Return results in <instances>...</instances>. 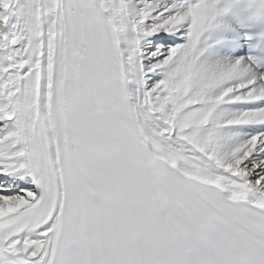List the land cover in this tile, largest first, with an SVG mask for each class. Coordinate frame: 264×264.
<instances>
[{
    "label": "snow or ice",
    "instance_id": "6c2138e0",
    "mask_svg": "<svg viewBox=\"0 0 264 264\" xmlns=\"http://www.w3.org/2000/svg\"><path fill=\"white\" fill-rule=\"evenodd\" d=\"M216 15L0 0V264H264V54L201 60Z\"/></svg>",
    "mask_w": 264,
    "mask_h": 264
},
{
    "label": "clouds",
    "instance_id": "9594fccd",
    "mask_svg": "<svg viewBox=\"0 0 264 264\" xmlns=\"http://www.w3.org/2000/svg\"><path fill=\"white\" fill-rule=\"evenodd\" d=\"M216 2L217 0H214L215 9L217 12L215 18L219 15H222L225 11H227L228 7L232 3L243 2L245 11L251 9V11H248V15L245 17L246 21H248L249 23L264 24V0H229V4H226L224 7L221 8L216 7ZM261 34H264V29H262Z\"/></svg>",
    "mask_w": 264,
    "mask_h": 264
},
{
    "label": "bare ground",
    "instance_id": "6f19581e",
    "mask_svg": "<svg viewBox=\"0 0 264 264\" xmlns=\"http://www.w3.org/2000/svg\"><path fill=\"white\" fill-rule=\"evenodd\" d=\"M215 55L218 56V58L215 59V60H212V62H217V61H219V62L232 61V60H235L236 58L242 57V56L231 57V56L224 55V54H221V53H215ZM204 60L206 61V59H204Z\"/></svg>",
    "mask_w": 264,
    "mask_h": 264
},
{
    "label": "rangeland",
    "instance_id": "374dc122",
    "mask_svg": "<svg viewBox=\"0 0 264 264\" xmlns=\"http://www.w3.org/2000/svg\"><path fill=\"white\" fill-rule=\"evenodd\" d=\"M220 18V15L219 16H217L214 20H213V22H215L217 19H219ZM187 37H184V39H186ZM218 58V56H215V55H212L211 57H208L207 59H206V61H208V62H212V60H215V59H217Z\"/></svg>",
    "mask_w": 264,
    "mask_h": 264
}]
</instances>
